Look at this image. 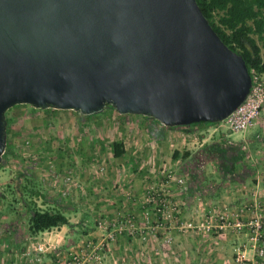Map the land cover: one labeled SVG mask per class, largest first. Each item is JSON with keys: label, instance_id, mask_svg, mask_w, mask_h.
<instances>
[{"label": "rangeland", "instance_id": "374dc122", "mask_svg": "<svg viewBox=\"0 0 264 264\" xmlns=\"http://www.w3.org/2000/svg\"><path fill=\"white\" fill-rule=\"evenodd\" d=\"M261 56L264 60V50ZM43 111L23 104L12 107L5 114L11 151L0 164V264H25L27 257L32 255L35 259L38 243L52 250L58 248L54 244L60 229L41 233L33 239L29 237L26 203L30 201L39 210L62 211L68 218L70 227L67 229L65 226V231L68 230L70 238H78V242L75 246L65 245V249L57 255L64 259L65 264L71 260L73 252L81 249L85 254L94 251L95 261L89 264H110L106 261L108 250L113 254V264H127L122 253L119 258L114 257L116 248L127 240L148 244L158 241L161 244L159 252L168 253V258H171L177 250L171 246L173 234L189 233L179 228L181 224H200L207 220L217 224L220 215L225 212L230 214V223L233 224L239 217L247 224L255 218L254 205L257 211L264 208L263 202H251L248 197H244L238 207L229 205L232 199L228 202L226 197L217 199V196H225L226 193L237 199L243 190L237 189L241 175L238 164L235 172H224L222 156L229 146L237 149L229 150L228 161L237 162L235 159H239L238 163L243 166L252 161L264 162V112L257 125L245 133L219 131L224 136L218 139L214 135L208 137L210 129L197 134V139L193 140L179 135L180 132L191 133L189 129L172 131L160 124L152 126L151 121L140 116L122 117L109 108L88 118L74 111ZM243 139L249 144L246 149L241 147ZM228 141L233 144L229 145ZM112 143L123 145L125 153L121 158L113 157ZM174 152H178L177 157H173ZM227 163L230 164V161ZM100 167L105 171L100 172ZM69 169L81 187L69 186L67 189L71 192L64 197L63 178ZM164 169L171 170L175 177L186 175L187 190H182L175 181L165 183L162 179L164 175H160ZM252 170L247 169L245 174L251 176ZM258 170L264 172L263 167ZM192 171L201 178V183H189ZM33 187L39 195L29 199V191ZM185 193L195 195L192 204L195 208L203 207V203L206 205L208 199L211 205H208L206 213L195 212L189 219L182 216L181 208L184 206L176 194ZM206 193L208 196L209 193L217 195L208 198ZM130 204L139 206L140 214L132 213ZM240 210L243 211L240 213ZM237 213L240 216L237 217ZM128 220L135 224L134 230L127 229ZM261 223L264 226V216ZM243 229L247 230L251 246L254 232L249 227ZM243 229H214L209 233L190 231L189 234L212 239L231 230L238 233ZM108 232L114 233L113 241H106ZM146 251L149 261L150 253L155 250L150 244ZM238 251L243 250L234 252L235 261ZM57 256L54 259L62 262Z\"/></svg>", "mask_w": 264, "mask_h": 264}, {"label": "water", "instance_id": "95a60500", "mask_svg": "<svg viewBox=\"0 0 264 264\" xmlns=\"http://www.w3.org/2000/svg\"><path fill=\"white\" fill-rule=\"evenodd\" d=\"M250 89L196 0H0V164L17 105L174 128L223 122Z\"/></svg>", "mask_w": 264, "mask_h": 264}, {"label": "crops", "instance_id": "0c3cea01", "mask_svg": "<svg viewBox=\"0 0 264 264\" xmlns=\"http://www.w3.org/2000/svg\"><path fill=\"white\" fill-rule=\"evenodd\" d=\"M210 127L202 126V127H194V128H188L191 133L194 132L195 134H203L206 131L209 132ZM169 130L176 131L178 129H185V128H168ZM187 129V128H186ZM178 135V132H176ZM190 133V134H191ZM224 136V135H222ZM221 134L216 133L214 134V138L222 139ZM157 137V135L155 136ZM208 137H211L210 134ZM199 138V136H198ZM158 139V137H157ZM207 139V138H206ZM205 139V140H206ZM204 140V141H205ZM248 143V142H247ZM249 146V144H248ZM242 149H244V145H241ZM242 165V163H238V166ZM262 164V165H261ZM259 167L264 168V162H255L252 161L251 163L246 165H242L241 168V175L238 177L239 180V186L237 189H243L240 191V197L237 196V199H234V197L228 196L226 193L225 196H217V199L225 198L226 202L229 200V205H232L233 207H238L240 206V202H242V199L244 197H248L249 201H259L264 203V186L262 185L264 183V172H261L258 170ZM254 169L251 172V176L246 173V170L248 169ZM246 169V170H244ZM195 171L190 172L192 175V180L190 179L191 182L190 184H196V183H201V178L196 177V174L194 173ZM249 177V178H248ZM245 178H247L245 180ZM245 180V181H244ZM205 181V180H204ZM251 182V183H250ZM206 192V190H205ZM249 194H248V193ZM208 196V193H206V196L208 198H215L217 194H210ZM224 195V194H221ZM238 195V194H237ZM178 201H180V204L184 206V208H181L182 211V216L186 218H190L189 216L191 214L196 213H206V209H209L211 205L210 201L207 199L206 205L203 203V207H198L195 208L192 206L193 204V198H195V195L190 193V194H176ZM205 194H203V200H205L206 197ZM238 202H234V201ZM97 201V200H96ZM99 201V200H98ZM132 213L134 214H140L139 209H141L139 206L136 207L133 204H130ZM97 207V206H96ZM232 208V207H231ZM139 211V212H138ZM248 213L246 214V216ZM68 229V227H66ZM74 227L73 229H75ZM60 229V232H58V238L56 239V243L54 244L55 247H58L57 250H52L48 248V252L43 256L42 262L43 264H65L64 259L59 256V253L62 251V249H65V245L70 246V245H76L78 242V238L75 237H69L67 234V231H65V226L56 228ZM53 231V230H52ZM190 233V231H187ZM182 234V233H176L173 234V240L171 243V246L175 247L177 250L174 251L173 256L171 258L169 257L168 253H161L159 252V246L161 244L158 241H153L151 242V248H154V252L150 253L149 261L147 260L148 257H146L147 254V249L150 244L142 242V241H129L127 242H121L120 246L116 248L114 257L119 258L120 254L122 253L124 258L127 261V264H136L138 263H143V262H148L149 264H253L255 260V254L254 251L250 249L249 242L247 240V230L243 229L241 232H235V231H229L226 232L222 235H218L212 239H210L209 236L205 235H195V234ZM67 241V242H66ZM163 246V244H162ZM60 247V248H59ZM62 247V248H61ZM236 250H243L247 262L245 263H238L234 259V252ZM157 252V253H156ZM158 254V255H156ZM164 254V255H162ZM58 255V256H57ZM58 257L59 260L62 262H57L58 260L54 259L55 257ZM107 259L106 261H110V264H113L112 257L113 254L110 250L107 251L106 255ZM56 260V261H55ZM55 262V263H54ZM57 262V263H56ZM105 263V262H103ZM102 263V264H103ZM140 263V264H141ZM25 264H37L35 262V259L33 258V255L31 257H27V263Z\"/></svg>", "mask_w": 264, "mask_h": 264}, {"label": "trees", "instance_id": "16d2710c", "mask_svg": "<svg viewBox=\"0 0 264 264\" xmlns=\"http://www.w3.org/2000/svg\"><path fill=\"white\" fill-rule=\"evenodd\" d=\"M196 2L221 40L233 52L237 53L245 60L249 73L252 69L264 73V60L261 56V51L264 50V0H196ZM254 37H256V39ZM258 43H260V45ZM106 108L113 109L111 106H106L104 109ZM51 111L56 110L50 108L43 112L50 113ZM95 116L96 115L90 117ZM140 117L144 120L151 121L152 126L159 124L151 118ZM215 125L218 124L197 123L190 126L174 128L191 129L194 127H211ZM6 133H8L7 120ZM155 133L156 132L153 134L156 135ZM230 149L236 150L237 148L229 146L226 151L227 154L225 153L222 156L225 161L223 164L225 173L228 171L235 172L239 161V159H235L237 162L229 160L230 164L227 163L229 162L227 155H229ZM111 150L114 158H121L125 153L121 143H112ZM10 151L7 138L3 160L10 155ZM177 155L178 152H174L173 157H177ZM241 168L242 166H238V169ZM37 195H39L38 190L33 187L29 191V199ZM26 210L29 215L27 222L28 235L32 239L41 233L50 232L62 226L70 227L69 220L62 211L57 210L51 212L49 210H39L32 201L26 203Z\"/></svg>", "mask_w": 264, "mask_h": 264}, {"label": "built area", "instance_id": "2783aa9c", "mask_svg": "<svg viewBox=\"0 0 264 264\" xmlns=\"http://www.w3.org/2000/svg\"><path fill=\"white\" fill-rule=\"evenodd\" d=\"M251 75V89L246 97V99L243 101V103L223 122L218 123V125L211 126L209 129H211V134L214 135L216 133H219V131H228L231 134H238V133H245L248 130L252 129L257 125V121L260 118L261 114L264 112V73H260L255 69H252L250 71ZM168 129V127H167ZM173 129V128H172ZM181 137H189L190 139H197V134L192 132L191 134L189 132H180L179 134ZM242 144L244 145V149L247 148L248 143L245 139H243ZM229 145H232L233 143L231 141H228ZM100 172L105 171L103 167L99 168ZM160 175H164L162 178L165 183H169L171 181H175V183L182 189L187 190V179L188 177L185 175L184 177H175L173 172L171 170H161ZM75 183V185H74ZM74 185V186H73ZM63 186L64 191H62V196H69V193L71 192L69 186L75 188V187H81L76 183V179L74 176V173L72 170L65 171V177L63 178ZM153 198L150 199L152 201ZM147 201H149L147 199ZM254 207V213L255 218L250 220L247 224H244L241 222L239 213H237L238 219L232 224L229 222V213L225 212L222 213L219 217V221L217 224H213L210 220H207L205 222H202L200 224H194L192 222H188L185 225L181 224L179 228L185 229L187 231L192 232H202V233H209L212 230H218V231H224L227 228H234L237 230H241L245 227H249L253 230L254 236L252 237L251 246L250 249L254 251L255 254V260L253 264H264V226L261 223V217L264 216V208H261L260 211L256 210V205ZM243 210H240V213ZM135 224L128 220V227L129 230H134ZM107 242L114 240V233L108 232L107 236ZM36 251V257L35 262L37 264H43L42 259L43 256L49 251L47 247H45L42 244H37L35 247ZM94 252V251H93ZM92 252V254H93ZM92 254H85L84 250H78L71 254V260L67 264H89L90 262L95 261V256ZM94 257V260H93ZM99 257V256H98ZM96 257V258H98ZM236 261L243 263L247 262L246 255L244 251H238L236 252Z\"/></svg>", "mask_w": 264, "mask_h": 264}]
</instances>
